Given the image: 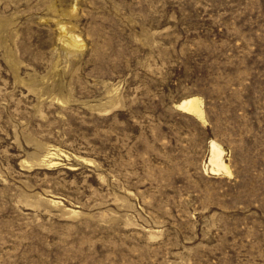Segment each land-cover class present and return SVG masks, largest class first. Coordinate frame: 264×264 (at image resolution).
Masks as SVG:
<instances>
[{
	"label": "rangeland",
	"instance_id": "obj_1",
	"mask_svg": "<svg viewBox=\"0 0 264 264\" xmlns=\"http://www.w3.org/2000/svg\"><path fill=\"white\" fill-rule=\"evenodd\" d=\"M0 264H264V0H0Z\"/></svg>",
	"mask_w": 264,
	"mask_h": 264
},
{
	"label": "bare ground",
	"instance_id": "obj_2",
	"mask_svg": "<svg viewBox=\"0 0 264 264\" xmlns=\"http://www.w3.org/2000/svg\"><path fill=\"white\" fill-rule=\"evenodd\" d=\"M179 107L181 109L189 110L190 112L194 113L195 115L200 116V118L204 114V110L202 108V101L199 99H191L189 101H184V102L180 103ZM210 164L213 166V168L211 169L212 173L220 172V171L227 172V166L224 163V153L222 151H218V150L213 151V155L211 157Z\"/></svg>",
	"mask_w": 264,
	"mask_h": 264
}]
</instances>
